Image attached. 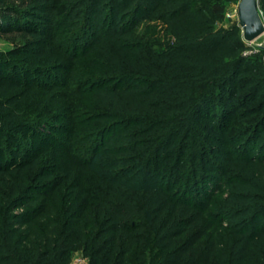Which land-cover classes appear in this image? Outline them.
<instances>
[{"label":"trees","instance_id":"trees-1","mask_svg":"<svg viewBox=\"0 0 264 264\" xmlns=\"http://www.w3.org/2000/svg\"><path fill=\"white\" fill-rule=\"evenodd\" d=\"M208 1L222 0H0V31L32 38V58L103 55L119 77L93 102L124 126L86 159L91 191L32 150L5 160L32 107L68 95L63 67L0 54V264H71L75 253L88 264H264V53H249L237 23L217 28L216 5L194 7ZM145 23L165 41L149 45ZM234 114L238 147L222 143L200 180L164 187L153 162L178 143L183 155L201 120L226 132Z\"/></svg>","mask_w":264,"mask_h":264},{"label":"rangeland","instance_id":"rangeland-1","mask_svg":"<svg viewBox=\"0 0 264 264\" xmlns=\"http://www.w3.org/2000/svg\"><path fill=\"white\" fill-rule=\"evenodd\" d=\"M239 1L197 2L194 7L216 5L220 15L217 28L221 29L238 24ZM139 31L142 37H147L146 40H149V45H153V47L158 43L157 41H165V34L161 27L154 23H145L139 28ZM32 42V38L26 37L22 33L0 31V54L17 51L20 53V57L17 59L24 58L23 63L28 67H43L52 70L57 65L63 67L60 72L64 85L62 92L64 95H68V101L51 107L45 103L34 105L30 117L32 129L28 128L25 134H19L20 143H15L10 147L4 146L5 160L13 159L15 154L24 158L25 151L32 150V152L39 153L42 160L47 162L52 170L57 169L56 175L60 173L81 175L82 186L86 191H91L95 188V181L85 173L86 159L97 145H101L124 127L119 126L117 121H101L103 111L93 102V94L98 87L105 85L106 81L119 77V75L113 73L114 70L109 66L107 60L97 51H92L78 59H71L65 53L61 54L62 52L55 51L53 54L56 58L55 60L53 58V61L50 59V55L44 59L36 60L26 52L27 50L31 51ZM248 45L251 47L250 54L262 55L264 53V35ZM119 82L120 80L117 81V83ZM218 101L217 97L210 105L212 115L216 116V119H219L223 110V107L218 105ZM237 110L235 109L236 113H240L243 109ZM96 116L100 117L99 120L96 119ZM235 118L236 114L233 115L232 124L226 132L217 124L201 120L198 122L199 132L189 140V145L183 155L182 148L178 143L175 151L170 153H166V151L154 161L153 168L159 171L164 187H169L171 193H175L186 183L188 177H191L192 180H200L202 174L206 172V167L210 165L209 161L215 158L216 150L226 149L228 145L238 147L237 142H233L234 144L231 142L232 139L239 136V133L233 130ZM239 125L237 123L235 127ZM54 127H61L67 131L64 134L53 136L50 130ZM73 129L75 130L73 133L68 131H73ZM226 141H230V144L222 146V143ZM167 156H169L168 159H166ZM76 256L75 253L73 259Z\"/></svg>","mask_w":264,"mask_h":264},{"label":"water","instance_id":"water-1","mask_svg":"<svg viewBox=\"0 0 264 264\" xmlns=\"http://www.w3.org/2000/svg\"><path fill=\"white\" fill-rule=\"evenodd\" d=\"M237 15L238 25L247 44L264 35V15L260 9V0H240Z\"/></svg>","mask_w":264,"mask_h":264},{"label":"crops","instance_id":"crops-1","mask_svg":"<svg viewBox=\"0 0 264 264\" xmlns=\"http://www.w3.org/2000/svg\"><path fill=\"white\" fill-rule=\"evenodd\" d=\"M77 256L72 260L71 264H88L89 260L86 259L82 253H76Z\"/></svg>","mask_w":264,"mask_h":264}]
</instances>
